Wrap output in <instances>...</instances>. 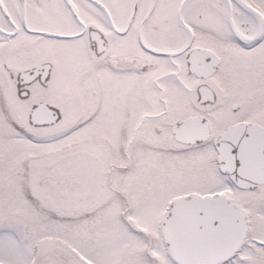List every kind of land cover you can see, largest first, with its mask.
I'll list each match as a JSON object with an SVG mask.
<instances>
[{"label": "snow or ice", "instance_id": "6c2138e0", "mask_svg": "<svg viewBox=\"0 0 264 264\" xmlns=\"http://www.w3.org/2000/svg\"><path fill=\"white\" fill-rule=\"evenodd\" d=\"M0 264H264V0H0Z\"/></svg>", "mask_w": 264, "mask_h": 264}]
</instances>
